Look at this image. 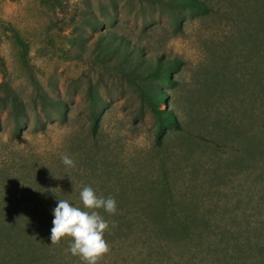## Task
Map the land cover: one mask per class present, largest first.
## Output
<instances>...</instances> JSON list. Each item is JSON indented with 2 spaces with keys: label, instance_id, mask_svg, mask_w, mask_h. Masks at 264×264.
Listing matches in <instances>:
<instances>
[{
  "label": "rangeland",
  "instance_id": "obj_1",
  "mask_svg": "<svg viewBox=\"0 0 264 264\" xmlns=\"http://www.w3.org/2000/svg\"><path fill=\"white\" fill-rule=\"evenodd\" d=\"M203 1L207 13L173 0H0V264H79L83 250L95 264H214L224 228L256 243L264 0ZM156 56L174 60L167 79L144 73ZM172 210L211 228L208 244L158 231Z\"/></svg>",
  "mask_w": 264,
  "mask_h": 264
},
{
  "label": "trees",
  "instance_id": "obj_2",
  "mask_svg": "<svg viewBox=\"0 0 264 264\" xmlns=\"http://www.w3.org/2000/svg\"><path fill=\"white\" fill-rule=\"evenodd\" d=\"M173 3L178 6L189 7L191 10L200 13H207L211 9L203 0H173ZM99 39L104 41H112L111 38H109L108 36H99ZM113 43L116 49L123 56H125L126 58L127 57L130 58V61L137 64L143 63V60L139 58L140 51L138 48H136L135 46L129 47L128 42L122 41L121 39L115 40ZM173 62L174 60H164L161 56H156V60L154 62H148L146 64L144 68V73L149 78L159 77L161 79H167L172 71L173 66L171 65V63ZM124 71L126 74H128L129 72H131V68L126 66ZM8 97H11L14 104V108L16 109V111H19L21 109L22 103L19 100H17L14 92L11 89H9V87L7 91H5L4 100H6ZM158 99L164 102H166L167 100L164 94H160L158 96ZM169 111L170 110L160 111L158 114V118L164 123H167L169 126L178 128L179 124L178 122H176L175 116L171 114V112ZM63 116L65 115L63 114ZM90 117H91L92 129L93 131H95L98 122V117L96 115V106L93 105L91 106ZM39 122L40 119L37 118V123ZM156 137L157 140L159 141L161 139V134L157 133ZM54 216L55 215H53V217ZM162 221L164 226L162 228L161 227L158 228V231L163 233V235L167 236L168 238H171L173 241H175V243L178 242L180 245L187 246L188 242L196 240L199 241L200 243L206 242L208 244L210 236L207 232L211 231V228L205 227L204 231H199L198 229L201 228L192 226L190 224L191 222L188 219V217H181L179 216L178 213H176L173 210L169 213H166L163 216ZM261 225H263V223ZM256 230H258L257 231L258 234L256 236V243H252L250 236L246 235V233L238 232L236 234L235 230L233 231L231 229H225V228L220 230L217 233V236L219 237L214 243L215 244L214 264H249L248 259H251L250 264H264V228L260 227L257 228ZM229 234L232 235V237L230 236V239H229ZM68 235L69 232L65 233V237ZM60 237L61 238L64 237V234H62ZM67 241H70V239H68ZM211 247L213 248V246ZM205 251L207 252V250ZM128 257L129 255L122 257V259H125L127 261V264H128ZM35 259H33V261H35ZM46 259L48 262H50L48 264H71V261H62V262L55 261L53 255L48 256ZM80 260L81 261L79 264L96 263L95 261L92 260L87 250L82 251V257L80 258ZM143 261L144 262L142 264H149L146 262L145 259H143ZM34 264L37 263L34 262Z\"/></svg>",
  "mask_w": 264,
  "mask_h": 264
}]
</instances>
